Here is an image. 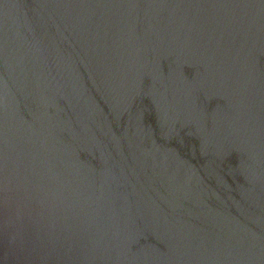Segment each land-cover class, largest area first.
<instances>
[{"label": "water", "instance_id": "water-1", "mask_svg": "<svg viewBox=\"0 0 264 264\" xmlns=\"http://www.w3.org/2000/svg\"><path fill=\"white\" fill-rule=\"evenodd\" d=\"M0 264H264V0H0Z\"/></svg>", "mask_w": 264, "mask_h": 264}]
</instances>
